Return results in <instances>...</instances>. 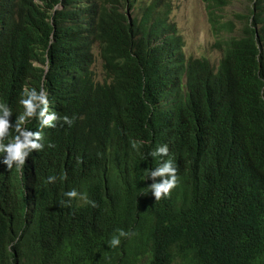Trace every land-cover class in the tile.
<instances>
[{"label":"trees","instance_id":"1","mask_svg":"<svg viewBox=\"0 0 264 264\" xmlns=\"http://www.w3.org/2000/svg\"><path fill=\"white\" fill-rule=\"evenodd\" d=\"M230 2L202 0L213 35L233 34L213 66L185 56L163 0L129 19L130 0H0L10 123L41 87L60 118L22 125L43 145L22 172L0 163V264H264V0L239 28L220 22ZM95 44L108 84L93 81ZM160 145L168 156H149ZM162 159L178 183L155 200L144 177ZM73 189L87 199L62 203Z\"/></svg>","mask_w":264,"mask_h":264},{"label":"clouds","instance_id":"2","mask_svg":"<svg viewBox=\"0 0 264 264\" xmlns=\"http://www.w3.org/2000/svg\"><path fill=\"white\" fill-rule=\"evenodd\" d=\"M130 1H134V7L131 10H127V7L125 8L127 10L126 12L128 14V19L132 18L133 16H135V14L138 13V8H144L145 6L151 3L150 1L147 4L141 5L140 2H137L136 0H130ZM35 3H38V1H35ZM56 8L61 9L60 6H57ZM169 9L170 6L169 8L166 7V11L168 15H169ZM132 10L133 12L130 13V11ZM221 16L222 19H220V22L223 23L224 17L222 15V12H221ZM167 20L170 24L175 25L170 21L169 17L167 18ZM240 27L242 26L240 25ZM230 34L231 35L227 39L233 37V34L232 33ZM98 50H99L98 45L95 44L92 48V55L95 58L94 65L91 68L92 71H93V67L95 66L97 58H99ZM93 73H94L93 81L95 84H99V85L108 84L105 83V81L108 82V80L106 79L103 68H102V73H103L102 81H98L94 71ZM48 103H49L48 95L43 87H41L39 91H37L35 88L31 90H26L24 93V98L20 100V104L23 106V114L18 117V122L15 125L11 124L9 121V117L12 115L11 109L7 106V104L0 103V154H2V159H0V163L5 165L7 170L12 169L13 166L15 165V167L22 172L23 167L25 165L26 157H28L30 153L35 151H40L43 148V145L40 143L41 140L40 132L32 131L28 128L22 127V125H24L25 123L30 121L31 118L34 117L38 120L39 127L41 129L46 128L47 132L55 129L54 121H57L60 118L54 112L49 113ZM63 121L69 126H71V124L73 123V121L66 116L63 117ZM13 127H15L16 135L10 142L5 143L4 142L5 139L9 136V130L10 128ZM135 146L136 145L133 144V147ZM49 147H52V145H49ZM149 156L160 157V158L167 157L168 156L167 145L158 146L154 151H151L149 153ZM176 172H177V168L172 159H167V160L162 159L158 167L147 170L144 179L148 178L153 180V183L149 185L147 188L149 189L155 200H160L161 198H167L171 190L177 186L178 177L176 175ZM157 177L160 178L158 182L156 181ZM47 180L49 183H52L55 181V177L49 176ZM64 195L69 199L68 201H64L62 203H70L72 198H76L78 196H80L81 199H85V200L87 199L85 196L78 193L75 189L66 192ZM92 203L93 206H95L94 202ZM129 235L130 234L128 232L120 230L118 235L114 236L109 241V243L113 248H115L120 245L121 237H127ZM14 243L15 241L11 242L9 244V248H11L14 245Z\"/></svg>","mask_w":264,"mask_h":264},{"label":"rangeland","instance_id":"3","mask_svg":"<svg viewBox=\"0 0 264 264\" xmlns=\"http://www.w3.org/2000/svg\"><path fill=\"white\" fill-rule=\"evenodd\" d=\"M141 5L152 0H136ZM170 6L169 19L177 27L178 34L182 38L185 56L193 58H206L212 65H217L221 52L214 45L218 40H226L231 34L222 32L218 36L213 35L201 0H163ZM250 0H231L224 8L222 15L224 22L231 21L240 27L233 16L246 14L251 7ZM130 11V13H132ZM93 71L98 81L103 80L102 62L97 58Z\"/></svg>","mask_w":264,"mask_h":264}]
</instances>
